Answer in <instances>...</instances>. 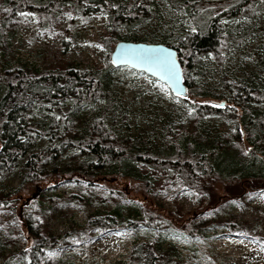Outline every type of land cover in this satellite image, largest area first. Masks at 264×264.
Returning a JSON list of instances; mask_svg holds the SVG:
<instances>
[{
	"label": "trees",
	"instance_id": "trees-1",
	"mask_svg": "<svg viewBox=\"0 0 264 264\" xmlns=\"http://www.w3.org/2000/svg\"><path fill=\"white\" fill-rule=\"evenodd\" d=\"M167 2L174 10H184L183 18L189 22L188 25L178 21L179 35L162 43L178 52L188 92L187 96L178 97L189 103L192 111L183 118H169L164 139L156 145L126 137L107 124V112L114 115L118 108L112 88L117 68L109 61L102 69L79 70L71 66L43 72L1 69L0 210H14L12 203L31 184L39 188L47 186L44 190H49L66 181L85 180L94 184L97 180L129 178L149 186L151 176L143 172L144 165L175 171L183 183L207 193L212 202L218 200L216 197L212 200L215 182L264 184V67L261 76L251 72L234 80L222 72L226 55L252 32L250 26L233 31L230 24L243 17L254 18L263 9L264 0ZM3 3L10 7L0 19V35H5L0 39L1 45L8 42L21 10L33 11L45 22L64 5L71 6L77 15L104 14L110 26L107 40L111 43L145 41L136 34L137 26L151 16L160 15L158 0H5ZM208 54L220 64L223 94L207 91L190 80L203 72V57ZM100 101L102 113L98 108ZM86 110L89 119L83 117ZM208 114L233 119L235 132L221 136L202 134L199 129ZM42 138H46V144L39 149ZM241 142L249 147L246 153L241 150ZM18 168L21 175L17 188L5 191L2 182ZM124 198L128 197L121 200ZM30 199H34V194ZM49 199L54 201L52 197ZM37 204L42 208L22 216L17 213L32 238L30 247L16 258L21 264H42L46 248L66 246L75 234L67 232L56 237L44 232L38 218L44 206L38 199ZM136 212L134 207L116 202L110 210H93L86 227L109 231L123 221L126 227L135 228L141 224ZM166 223L172 227L177 224L168 220ZM203 225L200 219L179 227L186 234L199 235ZM159 251L157 241L135 242L128 261L118 260L115 264H158ZM13 258L12 254L11 263L16 264L18 261Z\"/></svg>",
	"mask_w": 264,
	"mask_h": 264
},
{
	"label": "rangeland",
	"instance_id": "rangeland-1",
	"mask_svg": "<svg viewBox=\"0 0 264 264\" xmlns=\"http://www.w3.org/2000/svg\"><path fill=\"white\" fill-rule=\"evenodd\" d=\"M4 1L0 0V19L10 7ZM158 8L159 16H151L137 26L136 34L145 40L144 43L172 40L180 33L178 21L183 20L189 25L188 19L183 18L184 10L172 9L167 0H158ZM17 19L8 42L0 44V70L43 72L69 66L79 70L102 69L107 61L111 62L110 55L116 43L107 40L110 26L104 14L77 15L71 6L64 5L47 22L29 10H21ZM230 26L233 31L250 26L252 32L226 55L222 72L232 80L245 78L251 72L261 76V67H264V7L254 18L236 19ZM4 36L0 35V39ZM116 68L112 88L118 108L115 116L107 112V124L126 137L160 144L168 119L183 118L192 111L191 105L174 95L165 83L143 71L128 66ZM202 69L200 75L190 78L191 82L207 91L223 94L220 64L211 54L203 57ZM161 84L165 85V91H161ZM98 108L102 113L101 101ZM83 117L90 118L88 110L84 111ZM235 128L233 119L208 114L199 131L221 136L234 133ZM242 142L241 150L246 153L249 147ZM45 144L46 138H42L38 148ZM142 170L151 176V185L118 178L97 180L94 184L85 180L60 182L49 190H44L47 186H26L11 205L14 210H0V264H13L11 255L14 260L22 250L30 247L32 238L21 216L42 208L37 199L44 206L38 217L44 232L56 237L75 232L72 242L66 246L46 248L42 264L54 261L56 264L127 262L133 243L141 241H157L160 245L158 264H264V184L253 182L249 186L248 181L238 185L215 182L212 200L215 197L218 200L212 202L207 193L189 187L171 169L144 165ZM20 175L18 168L2 182L1 187L8 192L16 189ZM120 194L128 198L121 200L123 196ZM116 202H124L127 208L134 207L141 219L140 226L128 228L122 221L109 231L87 229L88 215L93 210H110ZM148 215L158 217L148 219ZM166 219L177 224L172 227ZM200 219L204 225L199 235L186 234L179 227Z\"/></svg>",
	"mask_w": 264,
	"mask_h": 264
},
{
	"label": "water",
	"instance_id": "water-1",
	"mask_svg": "<svg viewBox=\"0 0 264 264\" xmlns=\"http://www.w3.org/2000/svg\"><path fill=\"white\" fill-rule=\"evenodd\" d=\"M147 49H164L165 53L172 54V59L175 60L176 69L178 70L180 75V80L177 87L169 86L167 82L163 80L156 72L151 71L147 64L137 62L136 60L131 58L134 54ZM126 53L128 55H125ZM110 61L115 67L128 66L134 70L143 71L148 75L165 83L174 95L182 97L187 96V86L184 82L182 66L175 47L168 46L164 43H144L120 40L113 47V51L110 55Z\"/></svg>",
	"mask_w": 264,
	"mask_h": 264
},
{
	"label": "snow or ice",
	"instance_id": "snow-or-ice-1",
	"mask_svg": "<svg viewBox=\"0 0 264 264\" xmlns=\"http://www.w3.org/2000/svg\"><path fill=\"white\" fill-rule=\"evenodd\" d=\"M23 15V14H22ZM99 47V45H96ZM125 55H128L127 53ZM132 59L145 63L150 70L156 72L171 87H177L180 75L176 69L175 60L171 53H165L164 49H147L134 54ZM161 91H165V85H159Z\"/></svg>",
	"mask_w": 264,
	"mask_h": 264
}]
</instances>
